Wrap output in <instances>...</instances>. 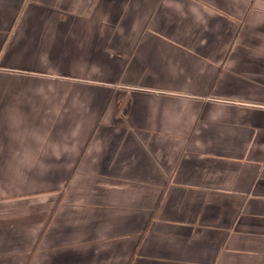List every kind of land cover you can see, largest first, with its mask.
<instances>
[{
	"label": "crops",
	"instance_id": "1",
	"mask_svg": "<svg viewBox=\"0 0 264 264\" xmlns=\"http://www.w3.org/2000/svg\"><path fill=\"white\" fill-rule=\"evenodd\" d=\"M0 264H264V0H0Z\"/></svg>",
	"mask_w": 264,
	"mask_h": 264
}]
</instances>
